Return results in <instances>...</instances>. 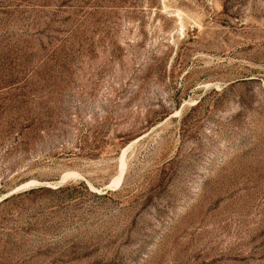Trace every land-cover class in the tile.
Instances as JSON below:
<instances>
[{
	"label": "rangeland",
	"instance_id": "1",
	"mask_svg": "<svg viewBox=\"0 0 264 264\" xmlns=\"http://www.w3.org/2000/svg\"><path fill=\"white\" fill-rule=\"evenodd\" d=\"M0 264H264V0H0Z\"/></svg>",
	"mask_w": 264,
	"mask_h": 264
}]
</instances>
